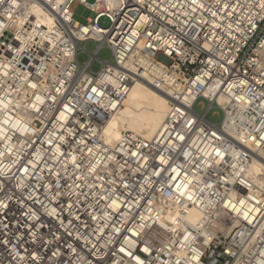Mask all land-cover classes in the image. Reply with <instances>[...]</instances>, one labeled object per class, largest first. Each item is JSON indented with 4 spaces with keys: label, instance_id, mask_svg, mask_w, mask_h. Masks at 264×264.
<instances>
[{
    "label": "built area",
    "instance_id": "built-area-1",
    "mask_svg": "<svg viewBox=\"0 0 264 264\" xmlns=\"http://www.w3.org/2000/svg\"><path fill=\"white\" fill-rule=\"evenodd\" d=\"M141 79L162 124L108 143ZM263 150L264 0H0V264H264ZM170 206L220 210L226 232L170 231Z\"/></svg>",
    "mask_w": 264,
    "mask_h": 264
},
{
    "label": "bare ground",
    "instance_id": "bare-ground-1",
    "mask_svg": "<svg viewBox=\"0 0 264 264\" xmlns=\"http://www.w3.org/2000/svg\"><path fill=\"white\" fill-rule=\"evenodd\" d=\"M168 109V96L153 89L144 79L133 85L124 106L108 121L104 135L108 143L116 141L123 131L135 133L144 139H151L157 133ZM258 154V153H257ZM250 179L259 187H264V150L252 158L248 168ZM164 227L170 231L174 228H185L184 223L197 231L192 238L204 237L207 229L213 234L223 226V212L217 210L214 218L207 217L197 209L185 210L186 215L180 222L178 210L170 206ZM169 223V224H166ZM207 224V226H206ZM206 226V227H205ZM226 232L225 228H219Z\"/></svg>",
    "mask_w": 264,
    "mask_h": 264
},
{
    "label": "rangeland",
    "instance_id": "rangeland-1",
    "mask_svg": "<svg viewBox=\"0 0 264 264\" xmlns=\"http://www.w3.org/2000/svg\"><path fill=\"white\" fill-rule=\"evenodd\" d=\"M88 4H93L94 0H86ZM70 12L72 13L73 19L78 22L81 25H86L88 21L90 20L92 23L96 22L98 27L101 29H107L110 26V19L106 16H98V14L91 12L89 9L85 8L83 5L79 4L78 2H73L70 6ZM82 46L85 48V50L89 53H93L95 49V43L94 42H86L82 44ZM78 62L81 65H84L85 62L88 60V56L84 53H82L79 49L78 54ZM98 59L101 61H111V53L108 50L107 46H104L98 53ZM100 63L98 61H94L91 65V72L97 73L100 69ZM195 110L197 113H202V110L200 107H195ZM217 112L218 116L211 117V114ZM207 119L209 122L213 123L214 125H218L221 121V112L213 108L209 111L207 115Z\"/></svg>",
    "mask_w": 264,
    "mask_h": 264
}]
</instances>
